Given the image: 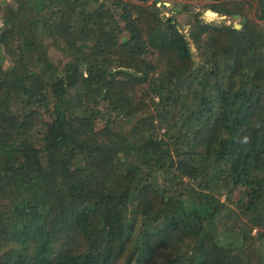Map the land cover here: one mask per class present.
<instances>
[{
  "label": "trees",
  "instance_id": "trees-1",
  "mask_svg": "<svg viewBox=\"0 0 264 264\" xmlns=\"http://www.w3.org/2000/svg\"><path fill=\"white\" fill-rule=\"evenodd\" d=\"M159 1L0 0V264H264V0Z\"/></svg>",
  "mask_w": 264,
  "mask_h": 264
},
{
  "label": "rangeland",
  "instance_id": "rangeland-1",
  "mask_svg": "<svg viewBox=\"0 0 264 264\" xmlns=\"http://www.w3.org/2000/svg\"><path fill=\"white\" fill-rule=\"evenodd\" d=\"M179 1H184V2H190L194 4L197 7V10H200L201 8L198 6L200 3L208 2L210 0H179ZM177 3V0H160L157 2V8L158 11L162 15H168L170 13V9L172 6H175ZM200 14L202 17H204L206 20H211L216 23H237L239 22V17L238 18H228L224 15H217L216 13L209 11V10H202L200 11ZM192 50H194V47L192 45Z\"/></svg>",
  "mask_w": 264,
  "mask_h": 264
},
{
  "label": "water",
  "instance_id": "water-1",
  "mask_svg": "<svg viewBox=\"0 0 264 264\" xmlns=\"http://www.w3.org/2000/svg\"><path fill=\"white\" fill-rule=\"evenodd\" d=\"M233 17H234V18H238V17H239V14H233ZM244 20H245L244 17L241 18V21H244ZM234 26H235V27H240V23H234Z\"/></svg>",
  "mask_w": 264,
  "mask_h": 264
}]
</instances>
